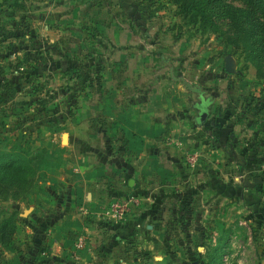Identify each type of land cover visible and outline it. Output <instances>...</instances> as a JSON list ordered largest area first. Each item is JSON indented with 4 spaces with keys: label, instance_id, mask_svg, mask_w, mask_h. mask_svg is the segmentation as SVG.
I'll return each mask as SVG.
<instances>
[{
    "label": "rangeland",
    "instance_id": "obj_1",
    "mask_svg": "<svg viewBox=\"0 0 264 264\" xmlns=\"http://www.w3.org/2000/svg\"><path fill=\"white\" fill-rule=\"evenodd\" d=\"M181 1L0 0V155L12 154L6 161L15 176L22 175V155L46 151L49 164L55 155L83 157L66 149L70 141L91 143L98 155L104 134L130 128L136 113L169 128L153 144L180 172L157 170L164 204L149 215L146 206L130 213L104 251L103 228L88 238L79 233L89 264H264V199L234 190L229 199L212 201L205 176L210 163L199 167L201 156L225 154L229 134L241 138L249 123L259 131L264 16L252 0H202L206 19L192 22ZM186 85L212 99V127L193 122L197 93ZM220 129L217 144L224 147L216 149ZM233 153L242 155V148ZM74 158V167L87 165ZM258 178L251 180L256 192ZM49 181L44 174L43 187ZM13 189L0 181V223L9 220L6 231L18 245L13 255L22 257V212L35 201L12 198ZM133 207L131 201L127 214ZM90 237L95 241L88 243Z\"/></svg>",
    "mask_w": 264,
    "mask_h": 264
},
{
    "label": "crops",
    "instance_id": "obj_2",
    "mask_svg": "<svg viewBox=\"0 0 264 264\" xmlns=\"http://www.w3.org/2000/svg\"><path fill=\"white\" fill-rule=\"evenodd\" d=\"M259 96L261 99L257 101L261 100L263 105L264 91ZM202 98L209 99L205 110V123L196 120L198 111H195L197 109L195 104L198 106V99L191 106L195 112L192 120L197 126L212 127L214 121L208 119V106L212 99L203 95ZM140 116L143 119H139L137 113L136 119L132 117L130 128L124 129L120 125L122 129L116 130L118 133L115 137L107 138L104 134L98 155H92L96 150H93L91 143L88 145L86 141L77 140L67 142L65 147L76 154L81 152L83 157L67 158L55 155L49 164L48 157L44 156L46 151L42 153L36 169V175L40 177L38 185L22 198V201L28 203L35 201L34 205H28L22 212V215H27L22 221L27 243L26 251L22 252V257L13 255L18 248L13 234L7 243L0 244V264H89L87 255L83 254L84 247L75 253L77 259L72 257L77 231H80L78 234H86L88 238V235L92 236L90 232L98 233L103 228L102 243L100 241L98 243L104 251V244L110 242L112 237L119 239L117 233L123 231L124 227L121 224L129 221L130 213L136 212L140 206H146L148 209H145V213L149 215V210L156 211L158 210L156 207L164 204L166 196L162 190H165L166 186L164 180L157 176V170L173 175L174 171L171 168L176 170L179 168L174 158L158 157L154 153L156 150L154 145L165 135L164 133L169 132V128L166 129L165 125L151 124V117L148 114ZM248 126L244 127L241 138L233 137L232 133L228 135L227 149L222 156L216 153L210 159L206 155L200 157V169L203 170L210 163V169H206L208 173H205V176L206 180H210L212 201L229 199L234 190L236 195L244 192L248 196L264 199V108L260 114L258 133L250 123ZM223 130H218V135H215L216 144L221 142L218 138L219 134H223ZM254 134H257L256 142L252 140ZM238 144L243 147L236 148ZM215 147L222 149L224 143L221 147L218 144ZM241 148L242 155H234L235 149ZM73 158L75 162L84 158L87 165L74 167L71 161ZM92 173H96L97 176L93 178ZM174 173L175 176H180L179 171ZM44 174L50 179L49 186L45 187ZM257 175L259 176L257 184L260 186L258 192L251 185V180L255 182ZM126 194L134 198V207L121 221L115 222L109 218L110 205ZM141 214L138 215L140 218ZM87 240L88 243L95 241L92 237ZM85 250L89 251L88 246ZM105 257L106 255L102 254L98 258L99 262Z\"/></svg>",
    "mask_w": 264,
    "mask_h": 264
},
{
    "label": "trees",
    "instance_id": "obj_3",
    "mask_svg": "<svg viewBox=\"0 0 264 264\" xmlns=\"http://www.w3.org/2000/svg\"><path fill=\"white\" fill-rule=\"evenodd\" d=\"M254 4H256L260 15L264 16V0H252ZM181 11L188 14V19L192 22H201L206 19L205 17V9L206 7L203 6L202 0H182L180 2ZM237 15L239 17L243 16L245 14V10L241 9H235ZM232 19L235 17L232 15ZM234 22L236 23V19H234ZM237 24V23H236ZM187 86V85H186ZM12 156L11 153H3L0 155V181L6 183L8 186H13L14 189L11 191L10 196L12 198H24L26 193L32 191L35 189L38 185L37 182V175H36V169L39 159L41 158L42 154L39 156L29 157V156H23L22 155V162L24 164V167L22 166V175L21 177L15 176V173L12 171L11 168H9V165L11 161H6L7 158L9 159ZM32 162L30 163L31 161ZM7 162V163H6ZM5 163L7 165H5ZM4 164V166H3ZM20 178V179H18ZM9 220H4L2 223H0V244H5L9 241L11 238L10 231L7 232V222ZM10 229H12V223H9L8 226Z\"/></svg>",
    "mask_w": 264,
    "mask_h": 264
},
{
    "label": "built area",
    "instance_id": "obj_4",
    "mask_svg": "<svg viewBox=\"0 0 264 264\" xmlns=\"http://www.w3.org/2000/svg\"><path fill=\"white\" fill-rule=\"evenodd\" d=\"M192 158V157H191ZM133 201L131 197H128L126 199H117L113 201L110 205L109 210V218L115 222L121 221L125 215L127 214L130 202ZM85 245V238L83 235L78 234L73 242V254L72 257L74 259H77V255L75 254L78 250H80Z\"/></svg>",
    "mask_w": 264,
    "mask_h": 264
},
{
    "label": "water",
    "instance_id": "obj_5",
    "mask_svg": "<svg viewBox=\"0 0 264 264\" xmlns=\"http://www.w3.org/2000/svg\"><path fill=\"white\" fill-rule=\"evenodd\" d=\"M224 69H225V71H230L227 63H225ZM187 87H188V85H187ZM188 88L195 91V93H197V99L199 100L198 105H200V104L202 105L203 98H202V91L200 90V88L190 87V86ZM208 103H209V99H207L206 102L202 106L206 107L208 105ZM195 107H198V106L195 104ZM205 116H206L205 111H199L198 117L196 118L197 122H201L205 118Z\"/></svg>",
    "mask_w": 264,
    "mask_h": 264
},
{
    "label": "flooded vegetation",
    "instance_id": "obj_6",
    "mask_svg": "<svg viewBox=\"0 0 264 264\" xmlns=\"http://www.w3.org/2000/svg\"><path fill=\"white\" fill-rule=\"evenodd\" d=\"M206 102V99H203V101H202V105L204 104ZM201 104L200 105H198V107H197V109H195V111L197 110L198 112L199 111H205L206 110V107H203ZM197 117H198V115H197ZM205 120H206V118H204L201 122L202 123H205Z\"/></svg>",
    "mask_w": 264,
    "mask_h": 264
}]
</instances>
